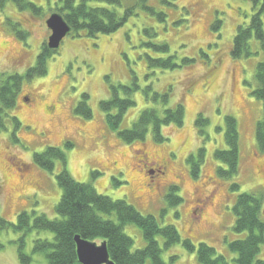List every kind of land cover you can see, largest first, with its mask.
I'll list each match as a JSON object with an SVG mask.
<instances>
[{
  "label": "rangeland",
  "instance_id": "rangeland-1",
  "mask_svg": "<svg viewBox=\"0 0 264 264\" xmlns=\"http://www.w3.org/2000/svg\"><path fill=\"white\" fill-rule=\"evenodd\" d=\"M27 1L40 13L19 10L11 0L4 6L0 4V73L24 75L35 66L39 49L50 34L45 21L64 2ZM134 1L121 0L122 6L115 10L122 14ZM163 1L169 3L149 0L152 9L165 15L163 20L138 7L137 16L114 34L65 37L56 54L47 59V73L30 80L24 78L15 105L0 114V213L10 224L6 231H0V264H21L18 249L23 235L22 250L30 256V264H48L45 254H34L32 248L36 240L51 241L53 235L15 230L16 218L22 212L31 219L34 214L57 218L55 208L62 191L55 178L62 167L56 162L50 173L34 163V156L48 147L66 154V169L75 182L89 184L96 194L111 201H125L142 216L154 217L159 226L176 228L181 243L164 248V240L156 239L164 264H198L196 250L200 244L213 248L226 264H237L236 254L228 248L230 242L240 238L232 229L237 196H259L264 219V155L258 152L255 134L263 104L254 96L258 87L255 70L264 61V53L254 40L251 57L234 59L230 51L235 29L249 24L250 3L175 0V9ZM145 28L157 34L152 41L168 44L167 53L146 46L151 39L144 33ZM164 56L173 57L178 68L166 71L147 65V57ZM184 60L192 62L182 64ZM134 78L138 90L131 98L135 105L124 114L119 131L132 128L145 109L161 111V105L151 96L168 93L166 108L182 104L184 120L181 127H162V142L152 139L151 129L143 141L121 142L119 131L110 130L100 110L111 87L130 86ZM83 94L88 96L87 106L92 112L87 121L75 112ZM199 115L206 124L196 126ZM227 116L236 120L238 131L239 171L231 178L217 175V169L226 171V165L214 157L215 151L227 149ZM68 143L71 148H67ZM199 149L204 150L200 160ZM146 156L149 172L157 176L153 185L137 168V161ZM189 157L198 165L196 178L191 174ZM156 161L167 165L163 176L153 164ZM233 184L238 185L236 190L231 189ZM172 187L177 188L182 200L176 206L166 201ZM206 197L209 203L201 208L198 202ZM103 218L117 223L113 214ZM123 233L133 241L132 252L145 247L136 225H123ZM185 240L192 242L194 251L187 252ZM258 258L264 261V244ZM145 264L151 263L147 260Z\"/></svg>",
  "mask_w": 264,
  "mask_h": 264
},
{
  "label": "trees",
  "instance_id": "trees-1",
  "mask_svg": "<svg viewBox=\"0 0 264 264\" xmlns=\"http://www.w3.org/2000/svg\"><path fill=\"white\" fill-rule=\"evenodd\" d=\"M7 0H0V4L4 6ZM17 5L19 10H31L36 14L40 13L34 4L27 0H11ZM250 3L251 18L249 24L244 27H237L235 37L233 39L231 56L234 59H240L245 56L251 57L252 47L251 41L258 43L264 53V0H246ZM128 5L124 13L119 14L115 8L122 6L121 0H64L62 6L57 7L53 11L60 14L61 17L71 28V35L78 36L84 33L87 37L97 35H111L119 31L127 21L137 16L136 9L141 7L147 13L155 15L158 19L163 20L165 15L156 12L149 5V0H138L136 3ZM166 3L169 7L174 8L175 0H168ZM104 5V6H99ZM177 7H175L176 9ZM156 12V13H155ZM51 15V14H50ZM214 29H217L214 27ZM25 33V32H24ZM144 33L151 39L147 40L146 46L153 49L154 52L167 53L169 51L168 44L165 42H157L155 31L151 28H145ZM27 33H25V36ZM40 53L37 57L34 67L29 68L24 75H10L0 73V114L12 109L15 105L17 92L20 90L22 81L25 78L30 80L34 77L43 76L47 73V59L56 54L55 51L48 50L46 42L41 45ZM150 68H158L160 70L173 71L178 68L173 62V57L164 56L163 58L147 57ZM192 62L184 60L182 64ZM255 81H257V90L254 91L255 98L263 104L262 117L256 125V145L258 152L264 155V61L259 63L255 70ZM118 85L111 87L109 90V98L100 103V110L105 114V121L110 130L119 131L122 118L128 108L135 104L132 95L138 90L135 84ZM168 93H154L152 101L161 105V111L149 108L143 110L137 120L129 130L118 132L121 142L129 144L134 141H143L149 129L152 131V139L156 142L165 140L162 135V127L173 125L181 127L184 120V108L182 104L177 103L173 107L166 108L169 101ZM88 96L83 94L82 100L76 107V114L84 119L89 120L92 112L87 106ZM16 124V119H14ZM202 115L196 120V126L206 124ZM225 146L224 151H215L216 160L225 164L226 171L221 168L217 169L219 177L231 178L239 171V150H238V131L236 120L231 116L225 118ZM67 148H71V144H66ZM203 149L198 150V158L202 159ZM58 162L62 169L56 176L55 180L59 188H61V198L55 208L56 217L53 220L48 219L44 214L33 215L32 219L25 212L17 216V226L15 230L18 232L28 233L31 230L45 231L53 235L51 241L36 240L34 242L32 252L44 253L48 264H79L76 255V247L74 244V236L81 239L101 243L105 242L109 260L112 264H145L147 260L151 264H164L161 260V249L159 247L157 237L164 240V248H169L181 243V237L176 232V228L171 225L159 226L156 219L152 216H142L137 210L125 203V201H111L110 198L96 194L95 189L89 184H80L75 182L68 174L66 169V154L59 148L48 147L43 153L34 156V163L41 169L53 172L55 163ZM188 162L191 164V174L197 177L199 173L198 165L195 159L189 157ZM199 163V161L197 162ZM163 172L162 169H159ZM238 185L233 184L231 189H237ZM177 188L172 187L166 197V201L171 206L178 205L182 200L177 195ZM261 198L253 194L244 193L237 196L233 206L235 215V225L233 231L239 239L230 242L228 248L236 254L237 264H264V261L258 258L261 248L264 244V219L261 217ZM115 216L117 223L103 216ZM134 224L140 228L141 234L145 241V247L135 252L131 251L133 241L123 233V225ZM10 224L1 216L0 213V231H6ZM24 238H19L18 258L21 264H30V256L23 252ZM183 246L187 252L195 250L194 245L189 240L183 241ZM3 248L0 245V250ZM198 264H226L225 258L216 256L215 250L205 244H200L196 250Z\"/></svg>",
  "mask_w": 264,
  "mask_h": 264
},
{
  "label": "water",
  "instance_id": "water-1",
  "mask_svg": "<svg viewBox=\"0 0 264 264\" xmlns=\"http://www.w3.org/2000/svg\"><path fill=\"white\" fill-rule=\"evenodd\" d=\"M45 26L50 32L46 41L48 50L57 51L65 37L71 34V28L58 13H52L45 21ZM264 216V211H263ZM76 255L79 264H112L109 260L105 242L99 244L74 236Z\"/></svg>",
  "mask_w": 264,
  "mask_h": 264
},
{
  "label": "flooded vegetation",
  "instance_id": "flooded-vegetation-1",
  "mask_svg": "<svg viewBox=\"0 0 264 264\" xmlns=\"http://www.w3.org/2000/svg\"><path fill=\"white\" fill-rule=\"evenodd\" d=\"M147 159H148L147 156L142 158L141 160L139 159L137 161V168L139 169L138 171L143 172L145 174V176L147 178V181H149V185H153V183L155 181V178L157 176L153 172H149V170H148V166H149L148 161L149 160H147ZM153 164L156 165L158 169H162L163 172L159 171V174L161 176H163L165 174V170L167 168L166 167L167 166L166 163L156 161ZM207 203H209L208 197H206L203 202H200V203L198 202V204L200 205L201 208L206 206Z\"/></svg>",
  "mask_w": 264,
  "mask_h": 264
},
{
  "label": "bare ground",
  "instance_id": "bare-ground-1",
  "mask_svg": "<svg viewBox=\"0 0 264 264\" xmlns=\"http://www.w3.org/2000/svg\"><path fill=\"white\" fill-rule=\"evenodd\" d=\"M17 177L15 176L14 179H16Z\"/></svg>",
  "mask_w": 264,
  "mask_h": 264
}]
</instances>
